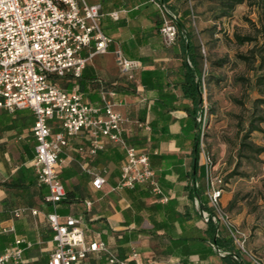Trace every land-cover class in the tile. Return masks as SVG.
I'll use <instances>...</instances> for the list:
<instances>
[{"label": "crops", "instance_id": "obj_1", "mask_svg": "<svg viewBox=\"0 0 264 264\" xmlns=\"http://www.w3.org/2000/svg\"><path fill=\"white\" fill-rule=\"evenodd\" d=\"M86 1L101 5V28L113 42L107 53L89 60L80 79L69 76L59 79L58 85L70 90L76 84L91 103H100L105 97L126 118L123 135L129 144L149 155H175L182 163L175 167L166 162L154 166L155 179L169 197L163 202L152 193L149 183L117 188L126 157L124 150L109 143L91 155L90 135L81 133L69 140L59 156L58 168L66 196L57 213L80 218L86 241L105 242L119 258L135 249L153 264H252L250 255H255L253 250L257 248L251 239H247V253H243L224 228L218 232L215 223L203 217L209 207L202 152L196 156L191 140L184 139V135L178 141L165 134L156 135L157 141L152 138L150 121L170 114L171 120L165 127L172 134H182L183 121L192 110V101L184 97L182 90L186 55L183 39L170 46L164 42L160 14L152 0ZM167 1L174 10L184 13V0ZM112 12H118L119 17L113 18ZM116 51L141 62L134 81L120 73ZM154 69L177 96L172 110L160 105L158 95L148 92L142 84V72ZM34 122L31 109L15 113L0 110V224L10 229L0 236V241L2 249L18 238L32 242L20 264H48L55 248L54 231L46 219V213L52 210L45 201L48 187L39 183L33 166ZM81 147L85 148L82 152ZM97 175L106 178L100 189L93 186ZM161 177L166 185L161 184ZM227 185L221 202L238 224L240 211L233 201L236 189L231 179ZM17 209L23 210L20 217L14 216ZM33 210L38 213L33 214ZM247 217L250 219V214ZM105 255L100 251L91 253L87 264H106Z\"/></svg>", "mask_w": 264, "mask_h": 264}, {"label": "built area", "instance_id": "obj_2", "mask_svg": "<svg viewBox=\"0 0 264 264\" xmlns=\"http://www.w3.org/2000/svg\"><path fill=\"white\" fill-rule=\"evenodd\" d=\"M152 1L160 14L164 42L173 45L179 32L185 33L180 13L165 0ZM102 15L100 4L86 0H0V110L15 113L31 109L35 116L33 166L39 183L48 187L45 201L52 207L46 219L54 231L55 248L48 264H87L89 255L97 251L106 254L109 264H153L135 249L125 258H119L108 250L105 242H87L80 218L57 213L66 196L58 168L59 156L69 140L79 134L90 135L88 152L91 155H96L109 143L124 150L126 157L117 188H135L149 183L153 194L160 196L163 202L169 199L155 179L149 154L139 152L124 137L126 118L114 109L115 104L105 97L100 103H91L76 84L68 90L57 83L69 76L80 79L91 58L109 51L113 38L102 31ZM110 15L115 19L119 17L118 12ZM116 60L121 72L134 81L141 62L128 59L120 51H116ZM111 95L116 94L111 92ZM144 126L151 129L149 125ZM84 150L79 148L80 152ZM203 164L209 207L203 217L207 222L213 221L218 232L224 228L238 250L247 253L246 232L221 202L224 178L218 174L211 156L205 154ZM105 183L102 175L93 180L97 189ZM87 205L92 203L87 202ZM22 211L15 210L14 216L20 217ZM32 213L37 214L38 210ZM9 231L0 224V236ZM32 245L26 238H18L13 245L2 249L0 241V264L22 263L24 251ZM250 261L264 264L256 255H250Z\"/></svg>", "mask_w": 264, "mask_h": 264}, {"label": "rangeland", "instance_id": "obj_3", "mask_svg": "<svg viewBox=\"0 0 264 264\" xmlns=\"http://www.w3.org/2000/svg\"><path fill=\"white\" fill-rule=\"evenodd\" d=\"M185 1L191 12L185 22L199 32L194 41L206 50L198 47L205 109L200 152L211 156L226 183L224 189L232 180L234 207L240 211L236 224L255 243L253 253L264 262V104L256 101L264 98V87L256 85L259 68L264 70L256 46L262 42L264 3L260 7L259 0H248L230 16L219 17L220 0ZM237 35L257 41L241 44ZM251 122L259 131L249 132Z\"/></svg>", "mask_w": 264, "mask_h": 264}, {"label": "trees", "instance_id": "obj_4", "mask_svg": "<svg viewBox=\"0 0 264 264\" xmlns=\"http://www.w3.org/2000/svg\"><path fill=\"white\" fill-rule=\"evenodd\" d=\"M246 1L248 0H220L221 12L219 17L230 16L237 5ZM263 3L264 0H259L257 2L258 6L260 7ZM178 12L180 13V24L185 30V33L180 31L177 40L179 38L183 39L184 45L186 47V55L183 58V65H185V82L182 85V90L184 93V97L191 99L192 110L189 111L188 116L185 118V122L183 121V123L185 124L182 126V134H172L168 131L167 127H165V125L168 124L171 120L170 114L164 117L155 118L154 120L150 121V125L152 126V138L155 141H157L156 135L165 134L167 135L168 139L177 141L180 139L181 135H184V139L191 140L193 144V150L195 151L196 156L199 157L201 140L204 135L202 125L203 121L205 120V109L203 100L204 76L202 74V55L199 53L198 47L199 50H201L202 52H206V50L203 51L202 46L200 48V45L198 46V44H196L194 41L196 38L199 39V32H194L190 24H187V22H185V19L189 18L191 14L189 9L186 8L184 13L182 11ZM236 38L237 41L241 44H245L246 42L257 41V38L250 36L237 35ZM256 46L258 49V53L261 57V63H264V28L262 32V42L256 44ZM240 58L245 61L250 60L249 57L244 55H241ZM259 69L262 72L256 76V85L258 87H264V70L262 67ZM141 79L142 84L148 92H152L153 94L158 95L160 105L167 108L168 110H172L175 108V101L177 100V96L173 92L171 87L167 83H165L163 75H161L158 70H144L142 72ZM256 101L261 104H264V98H259ZM262 121H264V119ZM259 129V126H256L251 122L249 132L259 131ZM149 156L153 169L154 166L161 162H166L174 167L182 163V160L175 155L153 153ZM160 182L162 185L167 184L164 178L162 177L160 178ZM106 264H109L107 256Z\"/></svg>", "mask_w": 264, "mask_h": 264}]
</instances>
